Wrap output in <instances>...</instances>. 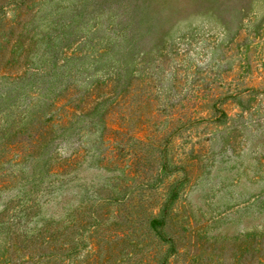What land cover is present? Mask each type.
I'll use <instances>...</instances> for the list:
<instances>
[{
    "label": "rangeland",
    "instance_id": "1",
    "mask_svg": "<svg viewBox=\"0 0 264 264\" xmlns=\"http://www.w3.org/2000/svg\"><path fill=\"white\" fill-rule=\"evenodd\" d=\"M113 193L137 206L66 264H264V0H0V210L35 201L34 229Z\"/></svg>",
    "mask_w": 264,
    "mask_h": 264
},
{
    "label": "trees",
    "instance_id": "2",
    "mask_svg": "<svg viewBox=\"0 0 264 264\" xmlns=\"http://www.w3.org/2000/svg\"><path fill=\"white\" fill-rule=\"evenodd\" d=\"M70 89L68 88V90ZM62 102L64 101L56 103V106L61 107ZM66 120H55L50 117L47 122L45 121V124L35 126L38 130L35 131L34 149L45 146L52 139V135L47 136L48 131L50 129L53 130L51 123L56 126H64ZM14 139L15 137H12V141L8 142L2 153V157L5 158L8 164L20 157L19 151H24L20 143ZM30 150L28 149V152ZM24 152L27 154L26 151ZM79 152L80 150L74 151L71 157L61 160L53 168L54 172L61 173L74 165L78 160ZM2 174L4 178L1 181L8 186L12 181L11 176L6 169L2 171ZM16 201V199L9 200L5 207L0 210V233L5 235L8 244L0 255V264H66L68 258L78 254L82 248V235L84 229L88 226L91 229L92 246L93 244H98L95 234L97 233V226L102 220L101 215L107 213L102 211L104 206L114 205V212H122L124 209L128 210L133 202L137 206L134 198L119 197L113 193L109 196L98 198L95 203L90 205L87 202L79 205L77 203L76 208L66 213L62 219H41L39 220L41 222L40 227L32 229L30 221L36 216V208H39L38 204L32 201L31 205H25L17 210L15 208ZM147 203H149V200ZM147 203L145 202L144 205ZM86 214H89V217L85 216ZM165 222L166 215L161 212L153 213L146 219V223L157 231L158 236L167 240L159 232V228H163ZM245 235L247 239L259 238L264 240V228L256 236H254V233H246Z\"/></svg>",
    "mask_w": 264,
    "mask_h": 264
}]
</instances>
